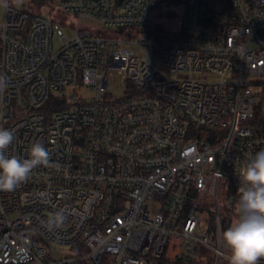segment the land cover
Returning a JSON list of instances; mask_svg holds the SVG:
<instances>
[{
    "label": "built area",
    "instance_id": "built-area-1",
    "mask_svg": "<svg viewBox=\"0 0 264 264\" xmlns=\"http://www.w3.org/2000/svg\"><path fill=\"white\" fill-rule=\"evenodd\" d=\"M58 2L74 22L57 45L50 16L9 6L0 20V127L16 136L7 154L28 158L35 142L50 154L0 191V264H19L25 241L26 264H227L220 234L237 219L239 169L264 149L252 123L264 0ZM169 3L184 7L174 31L156 20ZM58 211L66 219L49 229Z\"/></svg>",
    "mask_w": 264,
    "mask_h": 264
},
{
    "label": "clouds",
    "instance_id": "clouds-1",
    "mask_svg": "<svg viewBox=\"0 0 264 264\" xmlns=\"http://www.w3.org/2000/svg\"><path fill=\"white\" fill-rule=\"evenodd\" d=\"M8 7L9 0H0V9ZM6 88V78L0 76V96ZM15 140L12 130L0 127V191L3 192H14L34 169L50 163L49 151L40 142L31 145L28 158L9 156L7 150ZM239 175L242 186L235 206L237 219L220 234V242L228 252L227 264H260L264 259V149L240 167ZM65 219L63 211H58L45 224L54 229ZM15 256L19 264H26L30 259L27 241L16 247Z\"/></svg>",
    "mask_w": 264,
    "mask_h": 264
},
{
    "label": "rangeland",
    "instance_id": "rangeland-1",
    "mask_svg": "<svg viewBox=\"0 0 264 264\" xmlns=\"http://www.w3.org/2000/svg\"><path fill=\"white\" fill-rule=\"evenodd\" d=\"M9 6L17 8L19 10L28 11L30 13L52 17L54 21V29H55L54 32L55 45H57L58 42L57 39L59 35L63 33H68L69 35L72 34V30L69 26L73 24L74 18L71 15L60 10L58 0H54L53 2L50 3H40L36 0H18V2L17 0H9ZM164 9L170 10L169 11L170 15L167 18H157L156 20L160 21V23H163L164 27L170 29L171 31L179 29L183 17L182 13L184 7L182 5L169 3L164 5ZM4 16H5V9H0V20L4 19ZM66 25L68 27H66ZM83 26L86 28L92 27L93 34L114 35L113 33L114 31L112 29L110 30L105 29L100 23H96L90 20H84ZM134 52L137 56L144 57L148 54V49L145 46H134ZM122 81H123V76L115 73L113 77V86H112V91L115 97H120L123 94ZM81 91L85 96H88L91 93V90L88 87H82ZM257 106L264 107V96L259 97V103ZM200 218H201V222L199 224L198 230L200 232H203L206 230V225H207L206 215L201 214ZM57 248L63 254L70 252V249L67 246H57ZM204 258L215 260L214 255L210 253L204 255ZM225 261H226L225 259L222 260V262Z\"/></svg>",
    "mask_w": 264,
    "mask_h": 264
},
{
    "label": "trees",
    "instance_id": "trees-1",
    "mask_svg": "<svg viewBox=\"0 0 264 264\" xmlns=\"http://www.w3.org/2000/svg\"><path fill=\"white\" fill-rule=\"evenodd\" d=\"M36 1L40 3H50L53 2L54 0H36ZM252 123L258 130L264 132V107L260 106L257 108ZM211 222H213V218L211 219Z\"/></svg>",
    "mask_w": 264,
    "mask_h": 264
},
{
    "label": "water",
    "instance_id": "water-1",
    "mask_svg": "<svg viewBox=\"0 0 264 264\" xmlns=\"http://www.w3.org/2000/svg\"><path fill=\"white\" fill-rule=\"evenodd\" d=\"M122 2V0H118V4H120ZM53 250V254L59 258V255L57 254V252L52 248Z\"/></svg>",
    "mask_w": 264,
    "mask_h": 264
}]
</instances>
